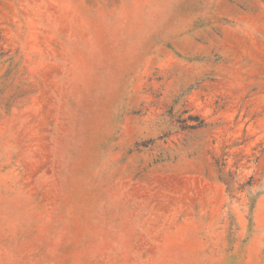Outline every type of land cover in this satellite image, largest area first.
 <instances>
[{"label":"rangeland","instance_id":"obj_1","mask_svg":"<svg viewBox=\"0 0 264 264\" xmlns=\"http://www.w3.org/2000/svg\"><path fill=\"white\" fill-rule=\"evenodd\" d=\"M0 264H264V0H0Z\"/></svg>","mask_w":264,"mask_h":264}]
</instances>
